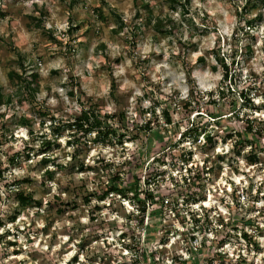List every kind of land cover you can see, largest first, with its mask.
I'll return each instance as SVG.
<instances>
[{"label": "rangeland", "instance_id": "obj_1", "mask_svg": "<svg viewBox=\"0 0 264 264\" xmlns=\"http://www.w3.org/2000/svg\"><path fill=\"white\" fill-rule=\"evenodd\" d=\"M144 1L0 0V264H264V0ZM84 108L117 133L68 142ZM246 118L252 144L235 143ZM196 165L212 166L184 182Z\"/></svg>", "mask_w": 264, "mask_h": 264}, {"label": "trees", "instance_id": "obj_2", "mask_svg": "<svg viewBox=\"0 0 264 264\" xmlns=\"http://www.w3.org/2000/svg\"><path fill=\"white\" fill-rule=\"evenodd\" d=\"M184 1L188 2V0H184ZM133 2L135 4H141L145 7L148 6V2L144 1V0H133ZM183 4H184V2H183ZM36 20L38 22L41 19L37 18ZM246 23H247V26H249V27L252 26L253 25V19H251V18L247 19ZM161 24H162L161 18L157 17L156 20L154 21L155 28H157L158 30H161V28H162V27H160ZM217 57H218L219 61L221 62V64L225 65L227 68L226 62H224L223 57L220 55H217ZM199 58L201 60L203 59L202 56H200ZM233 61H234V57H232V59H231V62H233ZM227 72L228 71L226 69V71L224 72V78L227 77V74H228ZM10 74L11 75H13V74L17 75L20 78V80L24 82L25 86H30V84H33V87L31 90H37L38 84H37V79H36V77H37L36 72H31L29 77H25L26 75L22 76L21 73H18V72L13 71V70H10ZM227 90H228V87H227ZM212 92H213V90H211L209 93L213 94ZM216 94H218V95L224 94L223 86L218 87L216 89ZM239 97L242 99L244 98L243 100L245 102L250 103L249 97H247L246 93H244L243 91L239 92ZM10 100H11V97L9 95H3L0 92V105L5 103V102H9ZM185 100H184V104L187 103V100L186 101ZM211 100H212V102H215V99H211ZM250 104H252V103H250ZM150 113L155 114V109L150 108ZM198 114H201V113H198ZM210 114H212L210 116H212L214 118L213 120L215 122L220 121L219 120L220 117H218L219 114H215L214 112H212ZM162 115L164 116L166 123H169L171 121V117L169 116V113H168L166 108L162 109ZM109 116H112V114L106 115V116L105 115L101 116L97 109H92V110L86 109V108L81 109L79 115H77L75 117V119L69 124V126L72 125L75 130L71 133L69 139H67L68 142L73 143L75 140H77L76 134L78 132H82L80 134L84 135L88 131L95 130V132H96L95 137H98V138L104 137V136H109L110 134H116L117 133V127L107 123V118ZM236 116L239 117L238 113H236ZM122 119H123V114H121L119 116L120 123L122 122ZM246 121L247 122L244 125L245 131L243 132L245 134H243L241 131H239L237 129L234 131L237 135V139H235V143H242L243 141H245V142H250V144H252V141L248 138V134H251V136H252V135L256 134L257 130L253 128V119L250 120V119L246 118ZM21 122H24L27 124L28 120L25 119V117H22ZM60 127H61L60 124L54 125L53 130L54 131L56 130V132H59ZM123 127L126 128V125L123 124ZM137 127H138V129H150V120H146L144 123L137 125ZM201 132L205 136L206 142H209V143L214 142V135L210 134L209 131L206 130V124H204V123L199 124V123L190 122V126L187 127L186 129H184L182 134H184V135L187 134V135H191L192 137H197V135H199V133H201ZM156 135H160V134L156 133ZM56 136H54L53 138L43 136V138L41 140L42 147L44 149L50 148V146L52 144H54L53 142L55 141ZM229 136H231V135H229ZM43 151L45 152V150H43ZM239 151L240 150L237 149V153ZM154 158H155V156H154ZM247 158H248L250 163L256 162L257 158H258L257 153L255 151H251V154H249L247 156ZM41 159L44 162V164H46L50 160L48 156H44ZM188 159H189V156L185 158V160H188ZM156 160H159V159L157 158ZM211 166L212 165H210V166L205 165L204 167L202 166L201 168H198V166L196 165L194 169L191 166L185 167L187 175H185L182 178V180H184V182H185L186 179L189 178V182L191 184H197L198 185L200 183V180L204 177V173L211 170ZM79 167H82V165H79ZM45 173L47 174L48 177L52 176L51 175V173H52L51 169L46 168ZM190 183H189V185H190ZM176 184H177V182H176ZM111 191L117 192V193L121 194V196L126 197V189H124V187L121 186L119 183H115V184L110 185L105 194H107L108 192H111ZM143 193H144V196H142V197H138V195H134V196L137 198V200L139 202H141V204H138L137 206H138L139 210L144 213L145 212L144 202L146 200H151V202H154V201L156 202V201H158V199L154 198L155 195L151 191V189H149V188H144ZM25 194H24L23 190L17 189V197L22 202H26L28 200V197ZM192 194H193L192 199L197 201L198 199L196 197H194L195 193L193 191H192ZM193 217H194L195 221H197L199 219V217L194 215V214H193ZM11 218H14V216H12ZM142 221H143V215H141V217H140V222H142ZM74 258L75 257H73V259Z\"/></svg>", "mask_w": 264, "mask_h": 264}, {"label": "clouds", "instance_id": "obj_3", "mask_svg": "<svg viewBox=\"0 0 264 264\" xmlns=\"http://www.w3.org/2000/svg\"><path fill=\"white\" fill-rule=\"evenodd\" d=\"M62 27H66V25H62ZM257 102H259V101H257ZM53 103H54V101H53ZM259 115H261L262 117H264V113H261ZM218 151H220V149H218ZM53 190H55V186H53ZM125 203H127V202H125ZM221 211H223V209H221ZM9 227H11V225H9ZM2 231H3V229H0V232H2ZM64 239H66V238H64ZM69 255H71V253ZM81 259L83 260V257H81Z\"/></svg>", "mask_w": 264, "mask_h": 264}]
</instances>
